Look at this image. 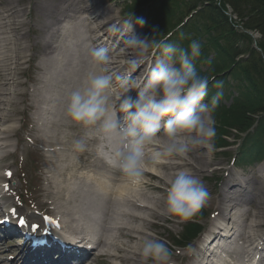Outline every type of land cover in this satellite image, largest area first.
Masks as SVG:
<instances>
[{
  "label": "rangeland",
  "instance_id": "374dc122",
  "mask_svg": "<svg viewBox=\"0 0 264 264\" xmlns=\"http://www.w3.org/2000/svg\"><path fill=\"white\" fill-rule=\"evenodd\" d=\"M12 1L16 2L18 8L22 10L23 17L19 19L15 18L13 20L8 17L5 20V23L7 24L2 25V28L0 27V37L7 38L8 36H11L10 40L5 39L1 40L0 42V46H4L0 47V59H3L7 54L12 56V52L15 53V55H13L14 57L17 56V61L12 66L10 65L11 62H0V64L3 63L7 66L9 64V68H14L13 75L11 76L6 75L5 72H0L1 76H3V74L6 75L2 78L0 76V82H4L3 86L0 85V100L5 102L3 99H9V103L7 105H3L4 102L1 104L3 111L1 112L0 110V114H3L4 116L2 117L0 123V129H3L4 127L11 128V133L4 134L3 132H0V136L4 137L6 140L5 142H0V214H3L2 207L4 206L6 209L4 213L7 212V209H13L12 213L9 212L11 215L22 216L25 218L32 217L31 221L33 222H40L42 221L43 216L46 217V215H49L53 218H57L60 220V222L62 221L61 224L66 225L68 229L75 230L71 227V225L65 224L63 222V218L65 219L66 216L62 213L63 210L60 208L61 202L58 201L56 197L64 198L66 201V196H75L76 199L73 202V207L79 210V214H82V212L84 213V210H87L88 207L86 206L91 202L89 199L90 196H87L86 194H78L73 190L61 188V186H66V184L63 185V181L66 179L69 183L71 181L74 183L76 182L78 186H90L86 182L87 177L85 175L83 176L80 173V170L76 171L73 170V168L76 165H79L83 169L92 167V170L94 171L100 167L103 168V165L100 163V161H94V159L92 160L90 152H95L99 147L92 141L93 138L99 135L102 138L105 137L96 129L83 128L74 124L66 117L65 107L67 105L68 97L73 91L68 90V82L70 83V81H67V83L62 82L61 85L59 84L60 87L58 85V92L56 93L58 97H61L60 100H63V102L59 101V104L55 103L56 105L53 109L56 110L55 114L53 115V113L51 114V112H48L46 113V116H43L44 123L46 118H48L49 122H54L52 125H50L51 129L49 132L45 131V129H43V132H41L39 126H37L35 121H33L32 113L34 108L33 106L32 108L29 107L27 102H32V104L34 103L35 105H38L39 108L42 107L44 115L45 111L52 110L53 105V103H51V98L49 97L52 90L47 91V87H45V89L42 87V92L37 93L40 88V79L43 77L44 73H46L47 77H49V71L43 70V68L40 67L42 62L47 60L51 61V58L48 59L45 54L47 52V50H45V46L48 45L47 40L48 38L50 41L52 39L51 42L54 44V47H56L57 45H60L61 41L66 42V45H68V43L71 44L72 41H74V38L73 36L69 37V32L64 29L66 26L70 25V23H65L56 27L58 32L60 31L59 37H57L59 39L55 40V37L46 36L48 32L44 29V22L51 21V19L54 18L51 17L50 13L43 14L42 12H39L38 9H35V3H40L41 0ZM79 1L81 2V0ZM216 1H214V4L217 7H222V5L223 7L225 6L223 0ZM122 2V0H86L80 4L79 9L81 8L84 10L86 7L93 4V7L95 8L93 12L100 13L101 11L105 10L106 13L104 19L101 17L99 23L104 22L106 18H114L117 20V22H121L122 24L123 20H125L123 17L124 9ZM6 4L7 2L5 0H0V24L4 20L3 17H5V13H2V10L5 9L7 6ZM201 9L202 8H199L198 10ZM227 9L228 10L226 12H223L224 15L228 16L229 18L231 17L230 20H232L234 29H236V31L239 33L242 32L243 26L239 23L238 17L233 14L230 7ZM180 12V10L175 11V13L172 11L173 14L169 17H165V21L172 22L174 16ZM58 15H60V12L57 13V16ZM86 16L94 17L93 13L84 15V19ZM10 21L18 24V29L16 31L11 29L12 27L9 26L11 24ZM20 22L24 23L23 27H21ZM71 22L74 23L75 21ZM86 22L87 23H84L80 19V25L83 27V32L85 29L84 26L91 25L90 21ZM99 23L89 26L87 29H85V33L91 34L93 29H95ZM133 24L134 30L139 32V35L148 36L151 38L146 28V24H144L142 27L136 25L135 21H133ZM123 34L125 33L119 29L116 36L121 39ZM242 41L243 42L239 44V48H241L240 51H242V53L237 55L238 57L235 59L234 63L237 64V66L230 69L232 72L237 68L245 69L242 63L245 65V63L254 56H259V54L252 47L249 38L244 37ZM118 45L119 44L117 42L108 40L106 42V46L103 47L109 49V47H116ZM76 46L78 47L77 57L79 61L81 62L83 57H86L87 63L89 64V70L86 68L87 64L86 67H84L86 75L83 77L80 75L77 76L79 82H83L86 76L95 69L89 59V49H86V46L83 43L76 44ZM7 47H11L10 53L6 51ZM122 49L123 47H121L120 51ZM247 50L251 51L250 55H244L246 53L245 51ZM49 52L55 55L54 49ZM58 52L56 53V56H58ZM157 56L158 54L154 53L147 59V62H149L151 65L155 62ZM201 56L204 58L205 63L201 67L202 71L200 72L202 73H206L211 70V68L214 67L212 65L215 63L217 65V61L219 62L221 60V57H219L218 60L214 62V54L211 53L210 50L209 52H202ZM244 56L247 58L245 61H242ZM230 59L231 55L229 57V60ZM42 67L44 66L42 65ZM124 73L130 75L129 71H125ZM14 74H16V79L14 81L15 86L13 88L10 87L12 92H14L12 93V96L8 97V95L5 94L9 93L10 88L7 90L5 83L10 81ZM248 78L249 77L245 75L240 80V86L238 89L240 90L242 88L243 90L245 88L250 93V99H255L257 96L255 92L253 93V86L251 85L250 78ZM232 80L233 79L230 81L232 84L229 82V86L231 88V86L234 85V88L224 90L226 92H223V94L225 93L227 95L221 98L220 108H224L226 110H218L216 114L214 113L217 129V135L215 138V154L210 160L209 166H205L207 172L203 173L202 178L201 176H198L204 182L209 193L207 203L203 206V208H205L207 210L206 213L211 214V216L208 217L207 221H205L203 225L206 228V231H208L213 228V223L218 224L219 221L227 222L229 219L228 216L231 217V210L226 208L225 217H223V220H220L223 207H220L218 200L219 196L222 195L223 192H228V189L230 188L229 182L231 181L232 176L236 173H239L244 174V176H246V180H248L249 186L247 189L249 194L247 196L244 195V199L247 201L241 203V208L234 211V220L238 224L241 222H246L245 232L247 234L256 233L260 236H263L264 228L258 230L251 229V224L254 223L256 219L263 218L264 220V163H259L256 161L251 162L249 166L245 164L239 166L233 165V160L235 158L234 153L236 151L235 146L237 143L242 142V140H239L241 130L238 128H241L240 126L243 127V124H245V120L243 119L244 117L240 115L244 114L246 117L254 119L256 118V115L252 113L253 111L251 109L246 110V108H243L244 103L238 105L237 101L239 99V91L237 92L235 88V86H237V81ZM61 86H64V88ZM78 86L79 83L76 89L80 88ZM115 88H117V86L114 84L113 91H116ZM73 89L75 90V88ZM29 92L32 93V101H28L27 97L24 96L29 94ZM231 92L233 93L230 94ZM230 95H233L234 97H229ZM238 113L239 115L237 116ZM54 131H56V133ZM37 136H39L40 141L37 140ZM47 137H51V139L48 140ZM80 138L86 139L87 149L83 153H76L72 150V142L73 140ZM68 140L71 141L69 142ZM45 141L48 144H44L43 142ZM42 149H46L47 151H43ZM109 152L111 153V151ZM199 154L204 153L203 151L199 153L192 152L189 154V156H197L198 159L195 161L198 163L200 161L198 156ZM93 162H95V165H92ZM68 171H72V173H75L76 171V175L72 177L65 176ZM175 171L176 170H171L165 173H168V176H170ZM148 181H150L153 186L161 187V189L155 191L147 189L145 193V195L155 199H157L158 194L159 198L157 199V204H153L151 202L149 205L147 204L148 207L146 209L148 210L146 213L140 211L136 214L143 218L142 221L122 219L126 226L119 225L138 231V238L134 241L127 239V235H130L127 234L128 230H126L127 232L122 230L121 234L119 233L118 229L112 230L109 232L110 234L107 233L110 236V240L116 244V247L109 248V252L112 256L106 258L104 261L95 257L86 264H138L139 256L137 245L145 238L155 237L161 239L167 244L169 249H171L170 237L171 235L177 236L180 234L182 230L181 226L184 220L181 217L168 216L161 211L164 203V196L166 195V184L162 182L160 185V181L156 178L155 180ZM221 184H227L225 189L221 187ZM233 191H240V189H232V192ZM51 197H53V199H51ZM146 209L144 210L146 211ZM125 210H128L127 212H132L130 208H126ZM151 210H154V212H151ZM247 211H249V213H247ZM84 222L87 224V221ZM87 231H89V229ZM113 231L117 232L118 235H114ZM12 244V242H8L4 246L3 250L11 251V248L8 247ZM198 249L199 244H197V242L186 250L171 249L172 264H197V262L202 260L201 256L196 252ZM131 252H135V254H131ZM7 256L8 255L5 252L0 254V264H9L8 261L3 260L4 258H7ZM124 257H132L134 260L127 262L125 259H122Z\"/></svg>",
  "mask_w": 264,
  "mask_h": 264
},
{
  "label": "clouds",
  "instance_id": "9594fccd",
  "mask_svg": "<svg viewBox=\"0 0 264 264\" xmlns=\"http://www.w3.org/2000/svg\"><path fill=\"white\" fill-rule=\"evenodd\" d=\"M145 23L143 18L135 20L141 27ZM120 30L135 51L131 67L158 53L148 76L135 91V98L129 88V75L122 73L115 76V81L123 93L113 101L109 50L91 46L88 55L95 70L86 76L80 88L71 92L66 117L78 126L96 129L105 138L115 139L118 148L111 152L108 162L133 185L142 183L150 165L172 158L186 159L194 150H203L211 160L217 135L214 111L223 96V84L214 83L221 90L206 102L210 81L215 77L201 75L195 69L201 43L192 40L187 48L179 47L155 29L151 38L137 35L132 17L123 20ZM246 34L255 51L264 57V33L250 29ZM86 149L85 138L73 140L74 152L83 153ZM165 179L167 189L161 208L164 214L190 218L207 203L208 190L191 170L178 169ZM137 249L140 264H172L171 250L161 239L145 238Z\"/></svg>",
  "mask_w": 264,
  "mask_h": 264
},
{
  "label": "bare ground",
  "instance_id": "6f19581e",
  "mask_svg": "<svg viewBox=\"0 0 264 264\" xmlns=\"http://www.w3.org/2000/svg\"><path fill=\"white\" fill-rule=\"evenodd\" d=\"M7 2V6L5 9L2 10V13H5V17H3V21L0 24V27L2 28V25H6L5 20L9 17L12 20L17 18L23 17L22 15V10L18 8L16 5V2L12 0H5ZM83 1L86 0H41L40 3H35V9H38L39 12H42L43 14L50 13L51 17L54 19H51V21H45L44 22V29L48 32L46 34L47 37H55V40L59 39L60 31L56 29L59 25L67 24L70 23V25L66 26L64 29H66L69 33V37L73 36L74 41H72L71 44L66 45V42L61 41L60 45H57L54 47V44L49 40H47V44L45 46V50L47 52L45 53L47 58H51V61H44L42 62V65L40 66L43 68V70L49 71V77H47V74L44 73L43 77L40 79V88L37 93H41V89H45L47 87V91H51V95L49 97L51 98V103L52 105V110L45 111V115L43 114V108L38 105H35L32 102H27V105L32 108L33 106V113H32V119L35 121L36 125L39 126L41 132H43V129L45 131H48L51 129L50 125L54 123L53 121L49 122L48 118H46L45 123L43 122V116H46V113L51 112L53 115L55 114L56 110H53L55 108V103L59 104L60 102H63V100H60L61 97L57 96L58 92V85L62 82L70 81L68 82V90L69 91H74L73 88H75L79 83L78 87H81L83 82H79L77 76H84L86 75V72L84 71V67H86L87 64V69L89 70V64L87 63L86 57H83L81 62L79 61L77 57V46L76 44H81L85 42H90L92 46H95L97 44L98 47H101L104 43V37L106 38H112L116 36V34H112L114 32H117L115 19H108L106 18L104 22L99 23L101 17L104 19L106 16L105 10L101 11L100 13H95L94 11V5H89L86 7L84 10L79 9L80 4L83 3ZM80 2V3H79ZM60 12V15L57 16V13ZM93 13L94 17L91 16H86L84 19V15ZM83 17V18H82ZM77 18V20H76ZM80 19L82 22L87 23L86 21H90L91 25H95L96 23H99L95 29L91 32V34H86L85 29H87L89 26H84V32L82 31L81 25H80ZM71 21H75L74 23ZM11 24L9 25L12 27L14 31H16L18 28V24H15L14 22L10 21ZM116 24V26H114ZM21 27L24 26V23L20 22ZM113 26V27H112ZM0 28V29H1ZM13 31V32H14ZM112 32V33H110ZM135 34L139 35L137 31H135ZM110 33V36L108 34ZM58 34V35H57ZM71 34V35H70ZM73 34V35H72ZM11 36L6 37H0V42L1 40H10ZM68 37V39H69ZM76 37V38H75ZM117 38V36H116ZM114 38V40H116ZM54 40V41H55ZM119 47L113 50L109 51L110 54V72L113 75V82L117 86L115 88L116 91H113V101H115V98L123 93V89L121 88L120 84L115 81V76L124 73L125 71H129V79L131 81L129 88L132 90V96L135 98V91L137 88L142 84L140 83V79L138 77H142L145 73L148 72V69H145L147 61L144 63H139L135 67H131V61L135 59V51L131 49L127 44H126V38L121 39L118 38ZM11 45V43H10ZM2 46V45H1ZM0 46V47H1ZM4 47V46H2ZM121 47L123 49L120 51ZM55 50V55L51 54L49 51ZM7 52H11V47L6 48ZM59 51V52H58ZM59 53L58 56H56V53ZM113 52V54H112ZM15 53L12 52V56L10 54L5 55L3 59H0V62H11L10 65L12 66L15 64L17 61L16 57H14ZM15 58V59H14ZM5 59V60H4ZM153 65V63H152ZM9 66V64H8ZM7 65H4L3 63L0 64V72H5L6 75H13V70L14 68H9ZM3 74L2 77H5L6 75ZM16 79V74H14L13 78L5 83V86L7 87V90L9 88H13L15 86V81ZM138 79V81H137ZM13 81V82H12ZM4 82H0V85L3 86ZM12 85V86H11ZM46 85V86H45ZM59 85V87H60ZM64 88V86H61ZM9 90L8 95L12 96V90ZM51 88V89H50ZM223 89V88H222ZM229 90V89H228ZM238 92V91H237ZM231 92L230 94H232ZM239 94V93H238ZM3 95V94H2ZM4 96V95H3ZM27 97L28 101H32V93L29 92V94L24 95ZM233 96V95H231ZM234 97V96H233ZM212 97H206L205 101H210ZM5 100L2 101L0 100V110L1 112L3 111V107L1 104L4 102L3 105H7L9 103V99L5 98ZM66 108V107H65ZM0 112V113H1ZM4 115L0 114V123L2 120V117ZM54 126V125H53ZM11 128L10 127H4L3 129H0V132H3L4 134L6 133H11ZM56 133V131H54ZM41 134V133H40ZM37 140L40 141L39 136L36 137ZM48 140L51 139V137H47ZM114 139V138H113ZM5 138L0 136V142H5ZM69 142L71 140H68ZM97 146H99L96 150V152L91 151V158L94 161H100V163L103 165V168L96 169L95 171L92 170V167H89L88 169H83L79 165H76L73 170H80V173L84 176H86V182L90 186H81L77 185V183L71 181L70 183L68 180L63 181V185L66 184L64 189L68 190H73L77 192L78 194H86L87 196H90L89 199L91 202L89 205L86 207L87 210H84V213L79 214V210L73 207V202L75 201L76 197L75 196H66L67 200L65 201L64 198H59L56 197L58 201H60V208H62V213L67 217L65 219L63 218V222L65 224L71 225L72 228H74L76 231L82 232L85 229H89L91 233L96 235V243H97V248L100 245L103 248H112L116 247L115 242L111 241L109 238H107V233H109L112 230H115L118 228L119 233L121 234V231L128 230L127 234V239H131L132 241L136 240L137 234L139 233L135 229L127 228V227H119V225H125L124 222L121 219H126V220H133V221H142V217L140 215H136L140 211L143 213H146L148 209H146L149 205V203L157 204V199L149 197L145 195L146 190H159L161 189L160 186H153L150 181L148 180H155L158 179L160 182V185L162 182H164L167 186V182L165 177L168 176V173L171 170H178L182 168H186L191 170L196 176H201L203 177V173L207 172L205 169L207 166H209L210 160L205 156V154H199V162L196 163L195 160H197V156L192 157L188 156V158H172L168 159L165 162L152 166L150 165L149 167L146 168L143 176L142 183L139 185H133L127 181V179L121 175L119 170L111 165L104 157L105 153L108 151V149H111L114 151L115 147L114 144L111 143L112 139H107V138H102L100 135L95 136L92 140ZM115 141V139H114ZM49 142V141H48ZM116 142V141H115ZM44 144H48L46 141L43 142ZM111 143V144H110ZM43 151L46 149H42ZM101 150V151H100ZM47 151V150H46ZM198 151V152H197ZM203 150H194L192 151L193 153H199L202 152ZM191 152V153H192ZM204 153V151H203ZM203 158V160H202ZM92 165H95V162L92 163ZM206 166V167H205ZM75 173H72V171H68L65 176L72 177L76 175ZM165 175V176H164ZM64 176V177H65ZM153 178V179H152ZM148 181V182H147ZM249 186L248 180L245 181V183H242L239 181V179L235 178L234 183L230 187L229 193L223 192L222 195L219 196L218 204L222 208V212L220 215V220H223V217H225V211L226 208H229L231 210L232 217L228 216V221L227 223V231H224V228L221 229L219 232L218 236L213 240L212 243L215 242V240H218L220 242H223L226 238V235L231 234L235 229V222L233 220L235 213V210H239L241 208V203H244L245 201L243 200V197L246 193V191L239 192V191H233L232 189H246ZM243 195V196H242ZM53 199V197H51ZM65 203H64V202ZM77 203V202H76ZM84 205V203L82 202ZM80 205V204H79ZM81 205V206H83ZM243 206V205H242ZM264 206V203H263ZM85 207V208H86ZM126 208H130L132 212H127L128 210H125ZM146 209V211L144 210ZM151 212H154V210H151ZM224 212V213H223ZM234 213V214H233ZM246 215V214H245ZM256 216V213H255ZM260 217V216H259ZM233 220V221H232ZM87 221V224L84 222ZM264 228V220L263 218L256 219L254 223L251 224V229H263ZM229 231V234H227ZM239 232V230H238ZM233 233H237L234 231ZM264 233V231H263ZM232 238V236L224 242L225 244L229 243V240ZM235 240L242 241L243 246H248L252 247L257 240L264 241V235L261 237L258 234H250L247 235L246 233H238L236 235ZM2 251V248L0 247V252ZM217 252L215 254L211 253H203L202 254V260L204 258H215L216 256L221 257V253ZM251 251L245 250L244 247L241 249L236 250V262L237 264H243L244 258L248 256V253ZM133 252H131L132 254ZM135 254V252L133 253ZM127 255V254H126ZM26 256L29 257L30 254L26 253ZM105 257H110L111 253L109 251H106L104 253ZM136 257V256H135ZM264 257V256H263ZM122 259H125V261H131L134 260L132 257H124ZM264 261V260H263ZM37 264H40L38 262ZM138 264H140V258L138 259ZM260 264H262L260 262Z\"/></svg>",
  "mask_w": 264,
  "mask_h": 264
},
{
  "label": "trees",
  "instance_id": "16d2710c",
  "mask_svg": "<svg viewBox=\"0 0 264 264\" xmlns=\"http://www.w3.org/2000/svg\"><path fill=\"white\" fill-rule=\"evenodd\" d=\"M214 1L216 0H131V4L125 6V10L128 17L129 15L140 16L139 18L149 16L153 20L155 19L154 21L157 23L155 30L162 32L163 37H167L171 31L176 30L174 39L170 40L169 43L187 48L192 40H197L201 43L202 52H209L210 50L214 54V62L221 57V60L217 61L218 64L212 65L214 67L206 73L200 72L198 69L200 63L197 60L194 61L195 69L201 75L215 77V82L219 81L226 84L228 79L237 81L235 88L239 91L238 105L244 103L243 108L251 109L252 113L256 115L255 119L246 117L244 114L240 115L244 117L245 124L238 129L241 130V133L248 132L247 140L251 143L250 148L247 146L245 149L243 148L244 157L247 156V150L250 157L259 153V156L264 158V147H262L264 146V58L260 55L254 56L245 65L242 63L245 69L237 68L233 72L230 71L237 66L234 64L235 59L238 54L242 53L239 44L243 42L244 37H249L244 32L236 31L232 20L223 13L230 7L233 14L238 17L244 31L259 29L260 32L264 33V0H223L224 7L223 5L217 7ZM199 8L202 9L198 10ZM178 10L181 12L174 16L172 22L165 21V17L173 14L172 11L175 13ZM186 19L189 21L184 24ZM245 52L244 55L251 54V51ZM230 55L231 59L229 60ZM246 58L244 56L242 61H245ZM245 75L250 78L253 93L255 92L257 96L255 99H250V93L245 88L243 90L242 88L238 89L240 80ZM216 89L213 86V81H210L208 90L213 93L216 92ZM218 110L224 111L226 109L217 107L214 113L216 114ZM252 129L253 132L250 133ZM258 146H260V151H257ZM205 217L206 214L202 209L190 217L189 220L193 223L191 222L178 237L173 238L174 243L186 245L194 240L203 230L197 222Z\"/></svg>",
  "mask_w": 264,
  "mask_h": 264
},
{
  "label": "snow or ice",
  "instance_id": "6c2138e0",
  "mask_svg": "<svg viewBox=\"0 0 264 264\" xmlns=\"http://www.w3.org/2000/svg\"><path fill=\"white\" fill-rule=\"evenodd\" d=\"M9 175H10V173H9ZM21 223H23V221H21ZM33 228L35 230L36 228H38V226H33Z\"/></svg>",
  "mask_w": 264,
  "mask_h": 264
}]
</instances>
